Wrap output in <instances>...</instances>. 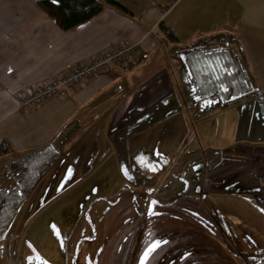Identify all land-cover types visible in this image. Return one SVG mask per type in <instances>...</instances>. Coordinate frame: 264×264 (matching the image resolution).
Wrapping results in <instances>:
<instances>
[{
  "label": "crops",
  "instance_id": "0c3cea01",
  "mask_svg": "<svg viewBox=\"0 0 264 264\" xmlns=\"http://www.w3.org/2000/svg\"><path fill=\"white\" fill-rule=\"evenodd\" d=\"M38 1L0 0V144L8 148L0 160L58 137L69 141L0 242V264H127L145 201L198 208L188 219L203 230L144 231L132 264L157 243L146 264H264V0H182L166 16L161 8L170 0H113L127 13L106 5L69 31ZM215 30L235 34L262 95L201 114L189 103L167 33L188 45ZM138 42L136 55L67 99L15 111L18 96L37 84L108 47ZM215 118L230 120V145H215L227 135ZM146 151L166 165L158 170ZM103 168L134 175L130 192L107 197L80 226L62 219L52 226L47 212L64 197L61 185L67 193ZM150 190H157L151 200ZM61 237L65 247L56 244Z\"/></svg>",
  "mask_w": 264,
  "mask_h": 264
},
{
  "label": "trees",
  "instance_id": "16d2710c",
  "mask_svg": "<svg viewBox=\"0 0 264 264\" xmlns=\"http://www.w3.org/2000/svg\"><path fill=\"white\" fill-rule=\"evenodd\" d=\"M112 6L121 13L127 12L113 0H40L37 6L62 31L72 30L98 16L104 7ZM173 59L179 68L189 103L195 104L201 114L224 109L262 95L252 76L244 51L235 34L213 31L188 45H178L172 33H167ZM208 101L209 104L202 106ZM199 104L201 106H199ZM69 139L57 138L51 144L29 151L19 158L0 160V242L7 237L9 228L38 184L62 158V149ZM8 148L0 144V156ZM158 170L166 163L160 157ZM150 202L145 201L134 229L127 264H132L141 237L146 228Z\"/></svg>",
  "mask_w": 264,
  "mask_h": 264
},
{
  "label": "rangeland",
  "instance_id": "374dc122",
  "mask_svg": "<svg viewBox=\"0 0 264 264\" xmlns=\"http://www.w3.org/2000/svg\"><path fill=\"white\" fill-rule=\"evenodd\" d=\"M208 104L209 102L205 101L202 103V106H207ZM215 120H220L215 124H221L220 129H222V132L225 133L227 131V135L225 134L221 136V141H216L215 145H230V136L228 135V128L229 131L233 129V127H231L232 124L229 123L230 120L228 119L224 121V119L216 118ZM12 159L11 161H13ZM237 161L238 163H241V165H237L246 166L245 158L238 159ZM108 166L110 165L108 164ZM107 169L108 168H103L98 172V174L94 175L87 182L78 184L72 189L69 188L71 190L68 189L69 192L67 193L63 192L64 190H62L66 186L61 185V190H59L57 193H59V195L63 194L64 197L57 205H55L51 210L47 212V218L49 219L52 226L56 223V225L54 226L56 227L58 225L57 223H60L58 222L60 219L64 221H69L67 224H65L66 222H64L60 223V225H67L70 226V228H73L75 225L80 226L82 222H84L90 217V215H97L99 213V208H96V206H98L101 202L105 201L107 197H111L116 194L118 195V193L122 194L124 191H126V193L130 192V186L128 185V183H134L135 176L124 172L122 175L112 173L110 174L109 172H107ZM74 179L75 173L72 174L69 180L65 182L69 185L70 181H73ZM121 180H125L126 184H122ZM255 181L257 182V180ZM121 186L123 187V189ZM156 192L157 190H150L147 192L149 200H151V198H155ZM254 193L257 194V192ZM164 200L165 199H163V201ZM176 202L178 203L177 205L172 204L170 206H167L161 204L159 206L149 207L145 231L153 232L182 230L188 227L190 229H193L194 227V229L203 230L202 228L197 226L195 222H190V219H188L189 217L192 218V215H196L198 208L185 206L183 205L182 201ZM110 205H112V202ZM261 210L264 211V208L261 207ZM65 241L66 239H63L61 237L58 238L56 244L65 247ZM150 241L152 240L148 239V242ZM243 257L245 258V260L247 259L245 256Z\"/></svg>",
  "mask_w": 264,
  "mask_h": 264
},
{
  "label": "built area",
  "instance_id": "2783aa9c",
  "mask_svg": "<svg viewBox=\"0 0 264 264\" xmlns=\"http://www.w3.org/2000/svg\"><path fill=\"white\" fill-rule=\"evenodd\" d=\"M182 0H170L161 8V14L166 16ZM140 50V42L135 44L120 43L108 47L97 56L83 62L79 67L67 74H61L55 78L37 84L28 92L17 98L15 111L20 114L34 112L50 101L65 100L71 93L79 89L82 84L96 76L110 73L119 63L136 55Z\"/></svg>",
  "mask_w": 264,
  "mask_h": 264
},
{
  "label": "snow or ice",
  "instance_id": "6c2138e0",
  "mask_svg": "<svg viewBox=\"0 0 264 264\" xmlns=\"http://www.w3.org/2000/svg\"><path fill=\"white\" fill-rule=\"evenodd\" d=\"M55 2H58V0H55ZM70 171L71 170H69V172ZM157 247H159V243L152 245L144 252L143 257L141 258V264H146V261L150 257L151 253L154 252Z\"/></svg>",
  "mask_w": 264,
  "mask_h": 264
}]
</instances>
